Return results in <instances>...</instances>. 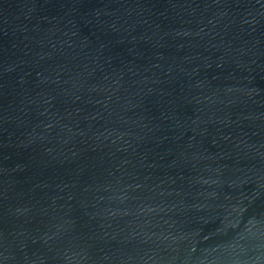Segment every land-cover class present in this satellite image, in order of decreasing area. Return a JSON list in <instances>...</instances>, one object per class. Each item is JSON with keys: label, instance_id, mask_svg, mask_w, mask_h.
<instances>
[{"label": "water", "instance_id": "obj_1", "mask_svg": "<svg viewBox=\"0 0 264 264\" xmlns=\"http://www.w3.org/2000/svg\"><path fill=\"white\" fill-rule=\"evenodd\" d=\"M0 264H264V0H0Z\"/></svg>", "mask_w": 264, "mask_h": 264}]
</instances>
